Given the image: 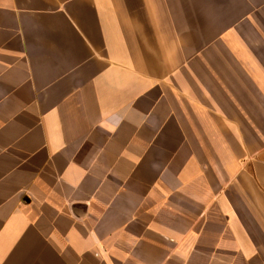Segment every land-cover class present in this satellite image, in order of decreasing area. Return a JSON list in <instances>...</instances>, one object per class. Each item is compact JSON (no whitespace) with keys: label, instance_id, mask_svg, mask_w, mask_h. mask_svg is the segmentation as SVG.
<instances>
[{"label":"crops","instance_id":"0c3cea01","mask_svg":"<svg viewBox=\"0 0 264 264\" xmlns=\"http://www.w3.org/2000/svg\"><path fill=\"white\" fill-rule=\"evenodd\" d=\"M0 264H264V0H0Z\"/></svg>","mask_w":264,"mask_h":264}]
</instances>
